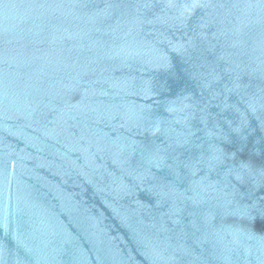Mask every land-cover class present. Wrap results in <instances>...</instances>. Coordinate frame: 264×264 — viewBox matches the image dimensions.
Returning a JSON list of instances; mask_svg holds the SVG:
<instances>
[{
    "label": "water",
    "instance_id": "water-1",
    "mask_svg": "<svg viewBox=\"0 0 264 264\" xmlns=\"http://www.w3.org/2000/svg\"><path fill=\"white\" fill-rule=\"evenodd\" d=\"M0 264H264V0H0Z\"/></svg>",
    "mask_w": 264,
    "mask_h": 264
}]
</instances>
